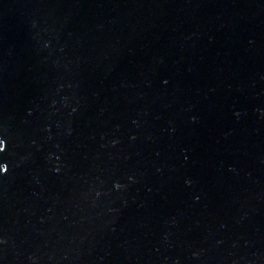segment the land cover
<instances>
[{
	"label": "water",
	"instance_id": "95a60500",
	"mask_svg": "<svg viewBox=\"0 0 264 264\" xmlns=\"http://www.w3.org/2000/svg\"><path fill=\"white\" fill-rule=\"evenodd\" d=\"M0 264H264V0H0Z\"/></svg>",
	"mask_w": 264,
	"mask_h": 264
},
{
	"label": "snow or ice",
	"instance_id": "6c2138e0",
	"mask_svg": "<svg viewBox=\"0 0 264 264\" xmlns=\"http://www.w3.org/2000/svg\"><path fill=\"white\" fill-rule=\"evenodd\" d=\"M3 147V143H2V140H0V148Z\"/></svg>",
	"mask_w": 264,
	"mask_h": 264
}]
</instances>
